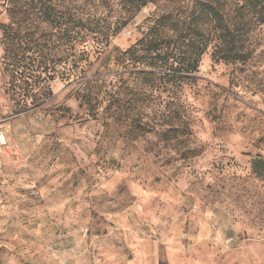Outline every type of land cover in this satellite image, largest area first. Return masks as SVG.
<instances>
[{
  "label": "rangeland",
  "instance_id": "obj_1",
  "mask_svg": "<svg viewBox=\"0 0 264 264\" xmlns=\"http://www.w3.org/2000/svg\"><path fill=\"white\" fill-rule=\"evenodd\" d=\"M155 11L24 96L0 50V264H264V25L177 88L120 53Z\"/></svg>",
  "mask_w": 264,
  "mask_h": 264
},
{
  "label": "trees",
  "instance_id": "obj_2",
  "mask_svg": "<svg viewBox=\"0 0 264 264\" xmlns=\"http://www.w3.org/2000/svg\"><path fill=\"white\" fill-rule=\"evenodd\" d=\"M148 4L156 11L136 27L139 37L120 53L133 67L150 71L140 75L158 71L177 88L195 80L208 51L216 62L249 60L253 50L247 43L264 25V0H0L8 90L24 96L59 73L68 78L67 60L77 46L93 41L102 55ZM251 169L260 176L264 160H254Z\"/></svg>",
  "mask_w": 264,
  "mask_h": 264
}]
</instances>
